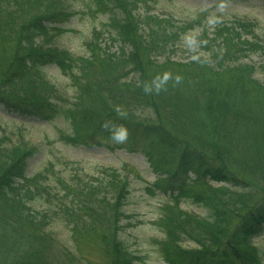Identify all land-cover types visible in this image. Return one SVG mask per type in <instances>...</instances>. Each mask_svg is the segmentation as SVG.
<instances>
[{"label":"trees","instance_id":"16d2710c","mask_svg":"<svg viewBox=\"0 0 264 264\" xmlns=\"http://www.w3.org/2000/svg\"><path fill=\"white\" fill-rule=\"evenodd\" d=\"M155 2L0 0V30L17 45L2 70L0 82L11 92L0 93V105L65 122L56 135L72 146L140 153L155 174L145 181L127 164L89 174L62 176L53 166L29 173L27 156L36 147L5 144L0 133V264H94L79 248L97 239L98 219L105 217L113 229L105 238V264L145 262L119 231L137 225L123 209L132 199V179L161 197L151 223L164 263L264 264V246L252 241L264 227V81L257 77L264 63L245 60L264 54L258 23L234 17L209 33L206 17L179 24L171 15H153ZM81 14L107 15L110 41L103 44L94 30L88 52L79 56L50 45L66 30L59 24ZM196 25L200 52L186 61L155 60V51L165 55ZM48 66L71 79L77 94L70 103H59ZM31 87L39 90L35 101ZM57 224L68 227L70 245ZM188 238L209 244L178 247Z\"/></svg>","mask_w":264,"mask_h":264},{"label":"rangeland","instance_id":"374dc122","mask_svg":"<svg viewBox=\"0 0 264 264\" xmlns=\"http://www.w3.org/2000/svg\"><path fill=\"white\" fill-rule=\"evenodd\" d=\"M76 1L80 2V0ZM150 12L161 17L171 15L172 19L179 24L192 20L191 18L193 17H206L205 21H207L209 33H213L216 26H220L217 25L218 21L243 17L258 23L255 35L257 40L264 39V4L260 0H157V2L152 4ZM106 22H108V17L103 14L96 17L91 16V14L73 16L66 23L59 24L66 30L62 34L53 37V39H49L50 45H55L59 50L67 49L77 56L84 55L88 52V43L93 39L94 30L100 31V38L103 44L105 39H107V42L110 41L109 32L106 30L107 27L104 26ZM200 31L201 29L198 25L195 28L188 29L181 34L179 40H176L177 46L174 49L169 50L165 55L155 51V60L160 63L164 62V58L167 55L179 61L190 59L192 55L200 52L197 44ZM4 32L0 30V80L3 75L2 70H5L3 67L8 60L7 56L14 53L17 48L16 42L11 40L12 36H8ZM112 48L115 50L116 46L112 45ZM245 60L264 63V54L250 53L245 57ZM46 70L49 74V80L60 89L59 103L66 101L70 103L74 100L77 92L72 87L71 79L63 75L55 66H48ZM257 77L264 81V71L258 72ZM31 84L30 86H33ZM4 85L5 83L0 82L1 94L10 91ZM23 86L30 88L27 84ZM31 88L34 90L33 87ZM38 91H32L33 97L31 98H33V101H35L34 96H38ZM12 112L0 105V133L4 138L5 144L12 146V144L20 143L23 146L26 145L27 148L36 147L33 153L27 156L29 173H33L45 166H53V171L62 176L73 173V171L89 174L99 166L122 167L127 164L128 169L130 167L137 168L143 180L151 181L155 178L149 163L140 153H132L126 149L111 150L107 147L72 146L56 135L60 128H65V122L43 121L32 114L29 116L22 114L20 116L17 111ZM131 114L133 113L131 112ZM144 114L150 115L148 112ZM138 182H134L132 179L131 185L134 190L132 199L123 208L127 214L134 215L137 225L119 230L121 231L120 235L128 241L132 250L145 255V262L140 264H166L158 257V246L155 245L157 243L155 240L159 236V231L151 223L157 218L158 204L161 202V197L150 196ZM182 206L193 212H204L202 208L186 204L185 202H183ZM37 207L39 208L40 206L38 205ZM97 211L99 212L98 216H107L102 210L97 209ZM98 224L100 231H96L97 239L84 241L79 250L84 252L94 264H105L108 259L106 252L107 241L105 238L111 237L113 229L109 226L110 222L107 217L99 218ZM56 228L61 240L70 245L72 239L68 227L57 224ZM216 233L221 237L219 232ZM221 240L224 239L221 238ZM252 241L261 247L264 246V227L261 234L258 237H254ZM225 242L227 241L225 240ZM207 244H209L207 240L188 238L178 247L203 249V246Z\"/></svg>","mask_w":264,"mask_h":264},{"label":"clouds","instance_id":"9594fccd","mask_svg":"<svg viewBox=\"0 0 264 264\" xmlns=\"http://www.w3.org/2000/svg\"><path fill=\"white\" fill-rule=\"evenodd\" d=\"M115 138H116L117 140L122 141V140L125 138V136H124V135H118V136H116Z\"/></svg>","mask_w":264,"mask_h":264}]
</instances>
